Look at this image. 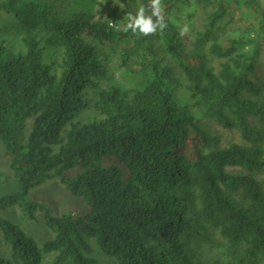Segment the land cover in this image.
<instances>
[{
    "label": "trees",
    "instance_id": "obj_1",
    "mask_svg": "<svg viewBox=\"0 0 264 264\" xmlns=\"http://www.w3.org/2000/svg\"><path fill=\"white\" fill-rule=\"evenodd\" d=\"M101 4L0 0V140L18 184L0 209L56 177L90 207L29 202L53 232L42 245L0 215V264H96L92 239L117 264H264L259 0H162L168 26L147 37ZM182 6L206 11L183 37Z\"/></svg>",
    "mask_w": 264,
    "mask_h": 264
},
{
    "label": "rangeland",
    "instance_id": "obj_2",
    "mask_svg": "<svg viewBox=\"0 0 264 264\" xmlns=\"http://www.w3.org/2000/svg\"><path fill=\"white\" fill-rule=\"evenodd\" d=\"M259 2L261 5L260 9H264V0H259ZM148 3L149 0H137L134 2L102 0L98 17L115 19L121 26H125L127 23L126 14L128 12L134 13L141 5L147 9ZM173 13L181 17L184 27L187 26L188 30L186 33H193L204 22L206 11L203 8L197 9L195 6H182L181 10H174ZM239 17L243 18V22L253 25L257 24L261 16L260 11L256 12L252 8H245L239 14ZM260 69V72H264V66L260 67ZM223 134L224 143L231 139H241L240 134L236 130L224 129ZM17 189L16 177L10 167L5 146L0 140V195L13 192ZM32 201L46 202L50 213L53 215L66 212L83 214L90 209L89 205L80 196L73 194L67 185L58 177L48 179L32 187L21 202L10 205L5 209H0V215L20 225L40 245L52 237L53 232L47 227L43 212L37 211L33 216L28 212L26 205ZM91 241L94 247L93 256L97 258L96 264H117L113 257L102 252L99 244L94 239Z\"/></svg>",
    "mask_w": 264,
    "mask_h": 264
},
{
    "label": "clouds",
    "instance_id": "obj_3",
    "mask_svg": "<svg viewBox=\"0 0 264 264\" xmlns=\"http://www.w3.org/2000/svg\"><path fill=\"white\" fill-rule=\"evenodd\" d=\"M126 18L127 23L123 30L125 32L130 30L133 34L145 37L155 35L158 31L163 32L168 26L162 0H149L147 9L141 5L134 13L128 12ZM109 26L116 27L114 24H110ZM187 30V27L181 29L180 36L183 37Z\"/></svg>",
    "mask_w": 264,
    "mask_h": 264
}]
</instances>
